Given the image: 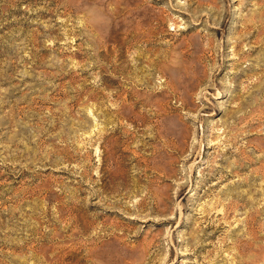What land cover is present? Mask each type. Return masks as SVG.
Segmentation results:
<instances>
[{"label": "rangeland", "instance_id": "1", "mask_svg": "<svg viewBox=\"0 0 264 264\" xmlns=\"http://www.w3.org/2000/svg\"><path fill=\"white\" fill-rule=\"evenodd\" d=\"M0 264H264V0H0Z\"/></svg>", "mask_w": 264, "mask_h": 264}, {"label": "bare ground", "instance_id": "2", "mask_svg": "<svg viewBox=\"0 0 264 264\" xmlns=\"http://www.w3.org/2000/svg\"><path fill=\"white\" fill-rule=\"evenodd\" d=\"M252 218V217H251Z\"/></svg>", "mask_w": 264, "mask_h": 264}]
</instances>
